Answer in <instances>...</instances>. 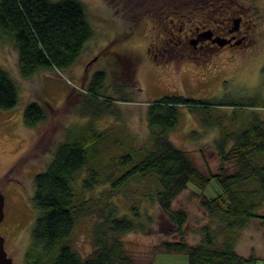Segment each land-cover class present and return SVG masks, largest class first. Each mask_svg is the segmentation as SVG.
<instances>
[{
    "label": "rangeland",
    "instance_id": "rangeland-1",
    "mask_svg": "<svg viewBox=\"0 0 264 264\" xmlns=\"http://www.w3.org/2000/svg\"><path fill=\"white\" fill-rule=\"evenodd\" d=\"M80 1L86 6L94 36L79 61L67 70H41L33 78L23 79L17 51L11 41L0 36V67L10 74L18 90L16 107L0 109V187L5 196V218L0 224V234L5 238L6 252L14 264H25L32 229L39 215L32 203L35 177L46 170L66 139L68 129L94 122L99 130H107L108 148L101 163L105 165L110 156L121 154L132 144L140 147L150 142L149 106L165 97L184 96L201 103H226L211 106L208 113L232 130L247 126L254 115L264 119V0L236 1L238 9L247 13L249 8L254 17L257 25L252 27L251 37L256 38L257 44L245 52L227 54L209 72L191 62L171 69V66L159 65L148 53V46L163 34L166 16H171L174 10L188 13L185 4L191 0ZM99 71L107 74L108 93L103 91L102 95L120 98L125 94L132 101L115 100L110 114L108 111L93 120V112L99 110L102 100L90 97L87 90ZM122 84L124 92L119 95L114 91ZM31 103L41 105L47 114V120L34 128L24 122L25 109ZM251 103L256 106H235ZM222 124L210 127L204 111L181 106L179 122L170 133V141L188 151L204 173L209 170L216 173L221 163L216 142L222 135ZM117 139L123 142L120 147L114 144ZM106 188L108 185H100L92 194L98 197ZM154 189L152 179L134 180L113 199L120 205L121 215L131 216L133 206H139L142 213L139 221L144 224V230L123 236L127 252L134 264H189L187 254L165 253L160 246L164 241H179L182 235L174 232L175 226L157 201L147 198ZM221 192L214 179L205 190L189 185L177 197L174 207L189 214L184 230L186 241L198 243L199 230L209 221L200 203L201 195L211 199ZM98 220L96 216H86L76 225L73 245L85 258L94 251V228ZM236 250L246 257L254 253L257 261L253 264H264V222L253 221L240 232Z\"/></svg>",
    "mask_w": 264,
    "mask_h": 264
},
{
    "label": "trees",
    "instance_id": "trees-1",
    "mask_svg": "<svg viewBox=\"0 0 264 264\" xmlns=\"http://www.w3.org/2000/svg\"><path fill=\"white\" fill-rule=\"evenodd\" d=\"M0 36L13 44L20 75L29 80L41 70L64 71L74 66L94 30L80 0H0ZM106 80V72L99 71L88 86V95L102 100L93 120L108 111L110 114L115 100L132 101L125 94L120 98L102 95L103 91L108 93ZM122 88L123 84L114 92L121 95ZM17 103V86L0 67V109H13ZM222 105L227 104L201 103L184 96L152 103L148 112L150 142L140 147L132 144L121 154L110 156L105 165L101 163L108 148L107 130H99L94 122L68 129L46 170L35 177L32 203L39 215L25 264H134L123 236L144 230L139 221L142 213L139 206H133L131 216L121 215L120 205L113 199L131 181L146 179L155 183L154 192L147 198L157 201L175 226L174 232L182 235L179 241L162 242L163 252L187 254L189 264L255 263V254L240 255L236 243L239 233L251 222H264V119L256 113L247 126L232 130L208 113L211 106ZM181 106L204 111L210 127L222 124V135L216 142L221 161L218 172L204 173L188 151L170 141ZM46 120L47 114L38 103L26 107L27 127L34 128ZM114 144L120 147L123 142L117 139ZM214 179L222 192L211 199L201 195L200 203L209 221L199 230L201 240L191 244L184 239L189 214L176 209L174 202L189 185L205 190ZM100 185L109 188L95 197L92 192ZM86 216L99 220L94 228V251L85 258L74 248L73 235Z\"/></svg>",
    "mask_w": 264,
    "mask_h": 264
},
{
    "label": "flooded vegetation",
    "instance_id": "flooded-vegetation-1",
    "mask_svg": "<svg viewBox=\"0 0 264 264\" xmlns=\"http://www.w3.org/2000/svg\"><path fill=\"white\" fill-rule=\"evenodd\" d=\"M236 1L239 0H191L185 4L188 13L174 10L166 16L163 34L148 46L149 55L171 69L191 62L209 72L227 54L254 48L257 41L251 32L257 24L249 8L245 7L244 13Z\"/></svg>",
    "mask_w": 264,
    "mask_h": 264
},
{
    "label": "water",
    "instance_id": "water-1",
    "mask_svg": "<svg viewBox=\"0 0 264 264\" xmlns=\"http://www.w3.org/2000/svg\"><path fill=\"white\" fill-rule=\"evenodd\" d=\"M5 207V196L1 191L0 187V224L5 218L4 213ZM0 264H14L12 258H10L5 249V238L0 234Z\"/></svg>",
    "mask_w": 264,
    "mask_h": 264
},
{
    "label": "crops",
    "instance_id": "crops-1",
    "mask_svg": "<svg viewBox=\"0 0 264 264\" xmlns=\"http://www.w3.org/2000/svg\"><path fill=\"white\" fill-rule=\"evenodd\" d=\"M244 256V255H243Z\"/></svg>",
    "mask_w": 264,
    "mask_h": 264
}]
</instances>
